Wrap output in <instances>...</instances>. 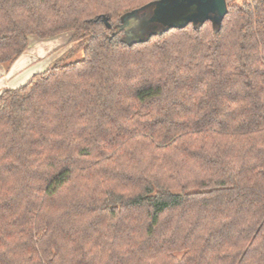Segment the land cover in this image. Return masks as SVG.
Segmentation results:
<instances>
[{
  "label": "trees",
  "instance_id": "obj_1",
  "mask_svg": "<svg viewBox=\"0 0 264 264\" xmlns=\"http://www.w3.org/2000/svg\"><path fill=\"white\" fill-rule=\"evenodd\" d=\"M152 1L0 0V63L83 48L0 91V264H264V0L126 36Z\"/></svg>",
  "mask_w": 264,
  "mask_h": 264
},
{
  "label": "rangeland",
  "instance_id": "obj_2",
  "mask_svg": "<svg viewBox=\"0 0 264 264\" xmlns=\"http://www.w3.org/2000/svg\"><path fill=\"white\" fill-rule=\"evenodd\" d=\"M142 26L140 18L130 20L125 35L129 38L145 37L147 33L141 34L139 31ZM73 44L71 32H61L46 38L29 35L27 48L17 59L11 63H0V68L4 69L0 76V90L26 83L32 74L44 71L62 58L66 62L82 59L83 48L78 45L71 49Z\"/></svg>",
  "mask_w": 264,
  "mask_h": 264
},
{
  "label": "water",
  "instance_id": "obj_3",
  "mask_svg": "<svg viewBox=\"0 0 264 264\" xmlns=\"http://www.w3.org/2000/svg\"><path fill=\"white\" fill-rule=\"evenodd\" d=\"M226 12V0H155L130 11L123 16V20L129 22L140 18L143 26L139 31L149 35L172 26L183 27L188 23L198 27L206 20L211 21L217 29ZM107 26L110 24L107 23Z\"/></svg>",
  "mask_w": 264,
  "mask_h": 264
},
{
  "label": "crops",
  "instance_id": "obj_4",
  "mask_svg": "<svg viewBox=\"0 0 264 264\" xmlns=\"http://www.w3.org/2000/svg\"><path fill=\"white\" fill-rule=\"evenodd\" d=\"M4 69L0 68V76L3 73ZM33 75V74H32ZM30 76V75H29ZM3 90V89H2ZM1 91V90H0Z\"/></svg>",
  "mask_w": 264,
  "mask_h": 264
}]
</instances>
